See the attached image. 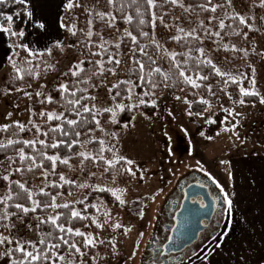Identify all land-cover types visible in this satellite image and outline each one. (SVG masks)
Returning a JSON list of instances; mask_svg holds the SVG:
<instances>
[{"label": "snow or ice", "instance_id": "snow-or-ice-1", "mask_svg": "<svg viewBox=\"0 0 264 264\" xmlns=\"http://www.w3.org/2000/svg\"><path fill=\"white\" fill-rule=\"evenodd\" d=\"M167 3L184 9L185 12L191 13V7H186L182 0H166ZM130 3L136 7V16L143 17L144 12L139 10V0H130ZM148 9H156L158 7L156 0H145ZM107 5L111 11L103 12L97 11L95 7H88L81 0H0V39L4 40L7 52L6 59L9 63L11 72V83L7 82L6 90L3 95L10 97L15 93H23L29 99L33 96L39 98L41 105L57 104L60 111H41L39 117L45 121L47 130H43L45 125L37 124L34 117L37 116L31 106L28 111L30 112V119L25 123L20 121H12L11 123L0 125V132L7 133L12 129V136L17 137L21 133L33 132V139H7L6 142H0V150L7 149L11 146L21 144L18 150V159L21 164L28 162L27 171L35 172L37 169H44V161L49 162V168L42 172L43 187L32 189L26 186V182L22 183L14 179H10L9 175L0 176V180L7 182L5 196L0 199V205H4V211L0 214V264H111L113 259H117L120 253L117 249L116 234L127 236L133 231V227L124 226L119 219L113 217L114 209H125L129 203L128 189L119 186V180L127 176L130 180L143 181L146 178V173L140 174L137 170V163L133 158L128 157L121 153L122 137L120 132L114 130L120 128L121 131L126 130L129 126H135L137 120V112L141 109H152L154 112L159 108L158 95L159 90L175 88L177 83H182L190 86L192 89H200L204 87L209 97L216 98L217 93L213 91V85L209 82L213 76L218 77L221 83L219 91L224 93L231 102L229 107H225L223 101L219 98L216 99V107L224 114L220 123L224 125L221 131L216 132V136L227 133L229 139L237 148H243L247 142V138H242L241 133L238 131L241 124V118L245 116L243 112L236 111L237 107L243 108L246 106L256 107L255 103L250 104L245 98H256L258 104L264 106V94L256 90V68L251 64L248 68L251 72V79L249 80V87H244V80L247 79L245 73L237 70L236 74L231 72L222 71L213 63L212 59H200L199 57H192L190 54L169 52L157 39L155 35L157 21L161 24L164 23L163 16H157L155 11H151L150 22L145 19H139L138 24L144 26L150 23L151 32L143 31L140 28L138 35H134L130 30L125 29L120 40L116 43H111L104 39L102 34L93 31L94 20L99 17L101 20L106 19V24L110 29H116L117 16L114 12H119L123 21L129 25L133 23L132 15H124V5L121 3L117 5V0H107ZM15 10L12 14H7L3 9L13 8ZM162 6V5H160ZM201 11L211 13L208 19V24L211 25L213 21H218L217 27L220 31L212 32L207 28L203 21H200L196 28L186 33V35H174L172 40L179 43L184 40L188 43V38L193 41H199L200 44L204 43V39L212 37H221V32L225 29L224 18L217 17L218 9L224 12V17L231 19L233 22L238 21L241 26L240 31L232 30V35L243 36L245 40L249 39V33L261 31V28L254 27L256 23L255 16H246L235 11L234 0H206L204 4L196 5ZM233 9L229 14L227 9ZM264 10V0H252L251 10L255 9ZM76 9H80L87 17L86 24L87 30L78 27L79 16ZM16 18L19 23H16ZM264 20V16L261 17ZM249 20L252 23H249ZM177 27L178 33H184L183 28L176 25H164L166 28ZM29 28L32 30L29 33ZM247 29V31H244ZM64 33L65 40L69 42L65 44L56 36V43L49 46L51 41L50 37L61 32ZM203 31V38L195 33ZM34 34L35 40L29 41L28 36ZM81 35L83 39H81ZM99 35L100 43L94 42L93 37ZM138 36L143 37L150 41L158 53H163L164 57L170 60V69L165 71L158 63V60L146 51L147 45L141 46ZM72 38H75L73 40ZM127 38L134 47H131L128 56L132 61L133 66H129L130 76L128 79H118L116 83L111 85L108 89L111 94V104L104 107L97 105V96L85 95L88 88H82L79 85H89V87H101L92 83V77L106 78L107 74L112 76H119V68L122 60L117 58V54L121 49L123 39ZM43 42V51L33 45H41ZM84 44L86 54L90 57H100L99 60H85L77 59L74 64H70L68 70L61 75L68 78L66 82H58L56 86L49 92H45L48 88L46 83H39L38 90L28 92L24 87H19L18 84L27 81V87L31 88V81L39 82L43 76H47L49 70L55 72L54 65L49 64L45 57H53L54 50L63 53L66 49L71 50L77 48V56H84L85 51L78 49V43ZM109 47L115 48L117 52L109 53ZM93 48L98 51H93ZM232 52L241 51V49L232 46ZM200 57L205 56V49L200 47L197 49ZM225 51L229 49L225 46ZM145 57L147 63L143 60L136 58V53ZM191 49H189V53ZM122 55V53H119ZM245 56L248 55L244 50ZM264 59V52L255 53ZM183 55L185 57L183 64L178 61L176 57ZM104 56H107L105 61ZM197 60L195 68L190 67V61ZM92 64L96 69L88 74L85 64ZM111 65V67H106ZM172 68L175 69L177 79H173ZM203 68L209 69L208 74L202 72ZM187 71L195 73V78L187 75ZM88 76L85 79V76ZM131 77H135L132 79ZM60 80V76L56 77ZM199 81L200 83H198ZM230 85H236L238 88V98H233L231 92L228 91ZM141 89L140 92L135 89ZM52 91L56 92L58 99L54 98ZM179 91L184 92L185 88H180ZM79 94V95H78ZM195 94V93H194ZM174 100L181 102L185 105V112L189 118L193 116L199 118L208 125L217 123V113L213 111V102L211 99H206L203 96L196 101L202 105L200 111L193 112L192 102L187 99V96L174 95ZM18 108L19 105L17 104ZM124 113L130 114L128 122L121 121V115ZM13 113L8 112L5 119L11 120ZM145 119L151 117L146 111H140ZM167 115L175 119L172 111H168ZM57 122L53 124V122ZM100 135L97 136L96 133ZM185 135H188L187 130H184ZM168 137L169 142L171 136L167 131L164 133ZM204 136V133H200ZM44 137V139H40ZM51 137V140H50ZM205 139H212L210 136L204 137ZM39 145V148L37 147ZM89 145H96V147L89 151ZM261 146L264 147V141H261ZM255 148V145H253ZM25 149H31L32 154L28 155ZM51 149L55 154H49L48 150ZM64 154H61V151ZM169 156L172 155L171 148L168 149ZM250 155L260 156L258 152H253ZM9 159L12 163L15 160L11 157ZM78 162V175L72 178L64 174H58L59 183L49 182V175H57L58 164L72 170L71 161ZM264 162V158H262ZM222 164L228 165L227 175L228 180L233 181V172L231 170V160L221 161ZM92 168L99 171H91ZM197 171L203 172L209 180L219 189L221 196L219 200L222 201L220 208V218L226 221L224 229L220 235L212 234L205 236L201 242L202 246L197 248H187L189 241L192 239L187 233L181 232L176 228L172 231L177 233L175 239L167 237V243L159 250L158 255L167 257L171 254L172 245L173 249H179L183 255L176 257V264H221V260L217 257L222 255L221 249H226L227 240L231 232L232 216L235 210L234 201L237 193L235 191H227L214 177H212L205 169L199 160L196 161ZM16 173L24 174L25 168L20 167L15 169ZM81 177H84L81 180ZM108 178L107 182L102 181ZM15 185L20 191L16 192L13 196V186ZM65 185L69 188L82 190L79 199L73 196L72 191L66 193L67 196H73L71 201L63 199L65 193L57 191L52 194L46 191L47 188L63 189ZM233 185H230L232 187ZM198 187L204 188V184H199ZM163 189L156 192L152 197L154 202L156 197L161 194ZM23 194V196H22ZM37 197H48L47 200H41ZM105 197L112 199L106 202ZM21 198L24 203L18 202ZM91 198V199H90ZM186 198V197H185ZM9 201H16L9 205ZM59 201V202H58ZM95 201V202H92ZM30 202V203H29ZM194 204H199L200 208L206 207L204 201L199 199L196 195L193 196ZM109 203L113 204L109 208ZM138 203V201H132ZM82 206V207H78ZM13 207L15 211L9 212L8 208ZM51 212L45 216L32 214L41 213L47 210ZM89 209H93L94 213H90ZM139 218H144V212L138 213ZM35 219L37 223L33 225L29 221ZM187 219V218H186ZM115 221V222H114ZM79 224V226H76ZM42 225H48L50 230L42 232L37 240L25 239L21 233L33 228L39 229ZM220 226V221L216 223V227ZM207 227H211L208 225ZM94 228L95 232L86 231V229ZM112 238L105 240L102 238V233L109 231ZM144 233L138 232V236L142 239ZM183 241V243H181ZM105 244L109 245L111 252L108 256H101L98 250ZM252 247V245H249ZM134 249L129 256V259H134L136 252L139 250V243H134ZM264 252V250H256ZM89 253H92L89 256ZM231 255V254H230ZM237 264H264V254L258 257L250 255H237ZM127 264V261H125ZM166 264L171 262L166 261ZM223 264H228L224 261Z\"/></svg>", "mask_w": 264, "mask_h": 264}, {"label": "rangeland", "instance_id": "rangeland-1", "mask_svg": "<svg viewBox=\"0 0 264 264\" xmlns=\"http://www.w3.org/2000/svg\"><path fill=\"white\" fill-rule=\"evenodd\" d=\"M81 2L85 3L90 8L95 7L97 11H111V8L107 5V0H105V5L101 3V0H81ZM182 2L186 7H191L192 10L190 14L185 12L184 9L173 5H171V9L166 8L161 12H159L157 8L154 10L148 9L145 0H140L138 7L141 12L145 13V15L143 17H137V6L132 5L129 1L128 4H124V15L133 16V23L131 25L123 21L119 12H114L113 14L117 16L115 23L119 29L118 31L116 29H110L107 26L105 22L107 17H105V20L96 17L94 20L93 31L102 34L105 40L114 44L121 39L125 29H128L131 32L133 31L132 26L136 20L142 18L150 22L151 11H155L157 16H163L164 18L163 24L157 21L155 31L156 39L169 52L174 51L176 53L177 49L171 44V41H173L171 39L172 36L186 35V33L196 28L200 21H203L205 26L212 32L220 31L217 27L218 21H213L211 25L207 22L212 14L208 16V14L201 11L196 7V5H198L197 3H189L186 0H182ZM216 2L217 0H213V3ZM220 2H223V0H220ZM256 3H259V0H256ZM234 4L236 12L246 16H255L256 23L254 27L261 28V25H264V20L261 19V17L264 16V10L257 8L252 11V0H234ZM232 11L233 9L231 8L227 9L229 14H231ZM76 13L79 16L78 27H82L83 30L86 31V15L80 9H76ZM216 16L224 18L226 27L221 32V37H212L210 39L205 38L203 44H200L198 41V48L203 47L205 49V56H203V58L212 59L213 63H215L217 67H220L222 71L236 74L237 70H239V72L245 73L247 79L244 80L243 86L246 88L250 86L249 80L251 79V72L248 65L251 64L256 68V90L261 94H264V59L255 54L264 52V28H262L261 31L249 33V39L245 40L243 36L231 34L233 29L240 31L241 26H239L238 21L233 22L231 19L224 17V12L219 9ZM249 23L251 24L252 21L249 20ZM164 25H176L179 28H183L184 33H178L177 27L175 26L166 28ZM228 25L232 26L231 31L228 30ZM141 27H143V31L151 32L150 23L140 26V28ZM244 31H247V29H244ZM195 34L203 38V31ZM142 39L144 43L148 44V46H153L149 40L145 38ZM93 40L95 43L99 44V35L94 36ZM63 42L67 44L69 41L66 40ZM225 46L229 51H225ZM232 46L241 49V51L235 53L232 52L230 50ZM131 47H134V45H132L127 38H124L121 49L119 50V53H122V55L119 53L117 54V58L122 60V64L119 68V76L117 77L107 74L106 78H102L98 83V85L103 83L104 86L98 88L95 87L93 95L97 96L96 103L98 106L104 107L111 104V94H109L108 89L111 88V85L116 83L118 79L124 80L129 78V66H133L132 61L128 56ZM93 49L94 51H98L96 48ZM244 50L247 51V56H245ZM113 52H117V50L109 47V53ZM76 53L77 48L71 50L66 49L57 61L51 62V65L55 66L56 71H52L50 76L42 78L39 82L36 81L31 88H25L26 91L34 93L38 90L39 83H46L48 88L45 89V92H49L51 87L56 85L57 76H60L61 79L63 77L61 74L68 70L70 64H74L77 59H84L83 56H77ZM155 58L165 71L169 70L168 57H164L163 53H158L157 51ZM104 59L106 61L107 56H105ZM106 67H111V65L106 64ZM10 72L11 68L8 65L6 70L0 74V91L2 92V99L0 100V125L8 124L17 120L27 125V122L30 119V112L28 109L31 106L34 110V106L39 103V98L33 96L32 99H29L23 93H15L10 97L4 96L3 93L6 90V78L8 82ZM190 76L195 78L193 75ZM211 84L213 85V91L217 93L216 98L209 97L206 90L204 93L195 92L196 94L194 95L188 92H177L175 88H161L158 95L159 108L155 112L152 110V112L149 113V116L151 117L150 119H145L140 115V111H143L141 109L137 112V120L135 121L134 127L130 125L128 129L123 131H121L120 128L114 129L120 132L122 137L121 153L133 158L137 163V170L140 174L146 173V178L143 181L131 180L126 183L119 182L120 187L128 189L127 199L129 203L125 209H114L113 217L119 219L124 226L133 227V231L127 236L116 234L117 249L120 256L117 259H113L111 264H125V261H127V264H141V258L151 237L155 221L160 214L166 213L167 205H165V203L168 195H170L179 181L189 173L194 172L204 175L203 172L196 170L197 160L203 164L204 169L227 191L233 192L232 187H230L231 184L225 175L226 167L229 166L222 164L221 161L231 160V162H235L241 155L246 156L245 164L250 173H247L244 170L243 181L245 191L247 192L245 203L249 206L254 200H256V198L257 201L262 199L263 196L261 192L264 190V170H262L261 165L258 163L264 158V147L261 146V141H264V106L259 105L256 98L249 97L245 99L248 100L250 104L255 103L256 107L246 106L243 108H236V111L245 114V116L241 118L242 127H240L238 131L241 133L242 138H247V142L243 145V148H237L233 145L232 140L229 139L227 133L222 132L220 136H216L215 134L212 139H205L206 129L210 125L204 123L195 116L189 118L185 112L186 106L179 101H175L173 98L174 95H180L182 97L187 96V99L192 102L193 112L200 111L203 107L196 103V101L202 96L206 99H211L214 105L213 111H215L217 115L221 114L222 117L224 114L216 107V99H221L225 107H229L231 102L228 101L224 93L219 91V88L222 86L219 82H211ZM135 91L140 92L141 89L137 88ZM17 104L19 105L18 108L16 107ZM169 110L173 112L175 119L167 115ZM8 112L13 113L11 120L5 119ZM223 127L224 125L221 124L218 131H221ZM185 129L187 130L188 135H185ZM165 131L171 136L170 142L168 137L164 135ZM201 132L204 133V136L200 135ZM96 135L99 136L100 134L97 132ZM6 141L7 140L3 142ZM253 145H255V148ZM88 147L89 151H92L96 145H89ZM169 148L172 150L171 156L168 154ZM253 152H258L261 155H250ZM11 163L12 161L10 159L0 163V176L9 175L12 172ZM63 174L69 178L77 176L79 174L78 165H72V170ZM99 174L100 173L97 171L98 176ZM83 179L84 177H81V180ZM48 180L49 182L55 183L53 175H49ZM98 182L103 183L107 181L104 179ZM27 187L34 190L43 187L42 176L34 185ZM47 189L45 190L47 191ZM161 189H163V191L153 202L151 197ZM5 192L6 190L2 192L0 199L4 198ZM72 192L76 199H79L82 194V190L78 189H75ZM73 196H67L65 194L62 198L71 201ZM132 201H138V203H132ZM106 202L108 201L106 200ZM112 207L113 204L109 203V208ZM141 211L144 212V218L142 220L138 215ZM236 216V214H233L231 232L229 233V236L225 238L228 242L227 247L226 249L222 248V255L217 257V259L221 260V264H223L224 261H228V264H237V259L231 258L229 254H226L228 248H230L231 241L233 243L240 232ZM259 216H263L261 217L263 222L262 227H249L248 230H245L243 238L232 248V252H235L236 257L237 255L254 256V249L252 248L257 247L258 244L259 246L261 245L258 241L259 239L264 240V215L261 212ZM30 223L35 225L37 221L31 219ZM86 231L95 232L96 230L86 229ZM138 232L144 233L142 239L138 236ZM21 235L25 239L35 241L40 234L38 229L33 228L32 230L26 229ZM102 238L106 241L111 239L112 234L110 230L103 232ZM134 243H139V250L136 252L134 259H129L131 253L135 251ZM249 245H252V247H249ZM98 252L101 256L106 257L111 251L105 246L103 250H99ZM261 254H264V252L259 251L254 257H258Z\"/></svg>", "mask_w": 264, "mask_h": 264}, {"label": "trees", "instance_id": "trees-1", "mask_svg": "<svg viewBox=\"0 0 264 264\" xmlns=\"http://www.w3.org/2000/svg\"><path fill=\"white\" fill-rule=\"evenodd\" d=\"M130 0H117V5L119 6V4H128ZM140 1V0H139ZM187 2L189 3H197V4H204L206 3V0H186ZM101 3H103V5H105V0H101ZM156 3L158 5L157 9L159 12H161L162 10L164 9H171V4L167 3L166 0H156ZM162 5V6H160ZM15 7H18V6H14L13 8H7V9H3V11H5L7 14H12L15 10ZM206 13V12H205ZM208 14V16L211 14V13H206ZM16 23H19V19L16 18ZM228 30L231 31V28L233 26L231 25H228ZM80 29H83L82 27H80ZM132 32L134 33V35H138L139 31H140V26L138 24V20H136V22L133 24L132 26ZM143 37H140L138 36V40H139V43L141 46H144V45H147V48H146V51L148 52L149 55H152L154 58L155 56L157 55V50L155 49L154 46H148V44L144 43ZM73 40H75V38H72ZM81 39H83V36L81 35ZM78 43V48L81 50V51H85V55L83 56L84 59L87 61L89 59L91 60H99L100 57H90L86 54V50L84 49V44L83 43ZM171 44L173 45V47L175 49H177V53H183V54H190L192 57L196 58V57H199L200 59H204L203 57H200V54L199 52L197 51L198 49V41H193L191 40L190 38H188V43H185L184 40H181L179 43H177L176 41H171ZM189 49H191V52L189 53ZM94 51V49H93ZM62 56V53L61 52H58L56 50H54V55L53 57H45V59L48 60L49 64H51V62H54V61H57L60 57ZM105 57V56H104ZM136 58L137 59H140V60H143L145 63H147V60L145 57H142L139 55V52L136 53ZM176 59L178 61H181V63L183 64V61L185 59V57L183 55H178L176 57ZM168 65H169V69H170V60L168 61ZM190 63V67L191 68H195L196 66V63H197V60L193 59L192 61L189 62ZM9 65V63H8ZM85 68L88 70V74L90 75L91 74V71H95L96 69L93 67L92 64H88L86 63L85 64ZM172 72H173V79L176 80L178 77H177V74L175 72V69L172 68L171 69ZM208 71L209 69L207 68H203L202 69V72L203 74L207 75L208 74ZM11 72H12V69H11ZM11 72H10V76H9V80H8V83L10 84L11 83ZM52 74V71L49 70L48 74L46 77L50 76ZM186 74L188 75H193L195 77V73L192 72V71H187ZM42 78H45V76H43V73H42ZM88 76L86 75L85 76V79H87ZM68 78H65V77H62L58 82H66ZM102 78H97V77H92V83L95 84V85H98V83L100 82ZM132 79H135V77H132ZM211 83V82H219L220 83V80L218 77H214L208 81V82H204L205 84L207 83ZM36 83V81H31V84L32 86ZM56 83V84H57ZM198 83H200L198 81ZM221 84V83H220ZM19 87H24V88H27V81L25 83H21V84H18ZM56 85L52 86L50 90H52ZM80 87L82 88H88V92L85 93V95H93L94 94V89L95 87H89V85H79ZM185 88V91L184 92H188L190 94H194L195 92H202L204 93L205 92V88L204 87H201L200 89H192L190 86H186L182 83H177L176 87H175V90L177 92H181L179 91L180 88ZM228 91L232 93L233 97L235 98H238V88L236 85H230L229 88H228ZM196 94V93H195ZM194 94V95H195ZM52 95L54 98H57L58 99V95L56 92L52 91ZM79 95V94H78ZM94 96V95H93ZM2 99V92L0 91V100ZM52 110H56V111H60L61 109H59V106L57 104H53V105H41L40 103H38L37 105L34 106V111H36L37 113V116L34 117L35 119V122L37 124H41V125H45V121L41 120L40 117H39V112L41 111H52ZM143 111H146L148 114L152 112V109H142ZM221 114H218L216 115V120H217V123L216 124H213V125H210L207 129H206V136H210V137H214L216 132L220 129V126H221V123H220V120H221ZM130 119V114L128 113H124L121 115V121L122 122H128ZM57 122H53V124H55ZM119 129V128H117ZM43 130H47V127L45 125V127L43 128ZM12 129H9V131L7 133H4V132H0V142H3L7 139H10V138H15V139H33L35 138L34 137V134L33 132H25V133H21L19 136L17 137H13L12 136ZM98 134H100L98 132ZM40 139H44V137H40ZM50 140H51V137H50ZM23 147V145L21 144H17V145H14V146H11L7 149H3V150H0V163L9 159V157L13 158L15 160V163H11V169H12V172H11V176H10V179H14V180H17L19 182H22V183H25L26 182V185L27 186H32L34 185L42 176V172L44 170H47L49 168V162L47 161H44V169H37L35 172H28L27 171V167H28V162H24V164H21L19 159H18V150ZM37 147L39 148V145H37ZM25 152L26 154L28 155H31L32 152H31V149H25ZM48 153L49 154H55L53 150L49 149L48 150ZM61 154L63 155L64 154V151L62 150L61 151ZM72 165H78V162L76 160H73L70 162ZM20 167H24L25 168V172L23 175L19 174V173H16L15 172V169L16 168H20ZM89 168L91 169V171H97V169L95 168H92L91 165H89ZM69 168L65 167L64 165H61V164H58L57 166V175H53V179L55 180V183H59V179H58V174H63V173H67L69 172ZM99 172V171H98ZM139 172V171H138ZM140 173V172H139ZM105 180L107 181L108 178L106 177ZM131 181L127 176L125 177H122L119 182L120 183H126V182H129ZM7 182H4L2 180H0V195L2 194V192L4 190H6V187L2 186V185H6ZM75 188H69L68 185H65L63 189H53V188H48L47 191L51 192L52 194H55L57 191H61L63 193H67L68 191H74ZM20 190L18 188L15 187V185L13 186V196H15L16 192H19ZM23 196V194H22ZM38 199H41V200H47L48 197H37ZM91 199V198H90ZM105 199L107 201H110L112 198L111 197H105ZM16 201H9L8 204L11 205L13 203H15ZM18 202H21V203H24V199L21 198ZM94 202V201H92ZM141 202V201H140ZM139 202V203H140ZM30 203V202H29ZM78 207H82V206H79ZM4 211V205H0V214H2ZM8 211L9 212H12V211H15V209L13 207H9L8 208ZM51 212V210H47L46 212L44 213H41L39 210L37 211V213H34L32 214L33 216H36V215H40V216H45L47 214H49ZM89 212L90 213H94V210L93 209H89ZM31 222V220L29 221ZM76 226H79V224H77ZM89 229H92V230H95L94 228H89ZM50 228L48 225H42L41 228L38 229L39 231V234H41L42 232L44 231H49ZM106 246L107 249H109V251H111V248L109 245L105 244L104 246L100 247L98 250H93V252H96V251H99V250H103L104 247ZM92 253H89V256H91Z\"/></svg>", "mask_w": 264, "mask_h": 264}, {"label": "flooded vegetation", "instance_id": "flooded-vegetation-1", "mask_svg": "<svg viewBox=\"0 0 264 264\" xmlns=\"http://www.w3.org/2000/svg\"><path fill=\"white\" fill-rule=\"evenodd\" d=\"M201 183L205 185L204 188L198 187ZM194 195L202 199L206 207L201 209L199 204H194ZM220 196L219 189L208 177L194 172L183 177L166 199V213L160 214L155 221L141 264H166V261L176 264V257L183 253L179 249H173L172 245H169L172 249L170 255H158L159 250L168 242L167 237L175 239L177 233L172 231L173 228L192 237L185 250L202 246L205 236L220 235L226 224L219 215L222 206ZM218 220L220 226L217 228ZM208 225L211 227H207Z\"/></svg>", "mask_w": 264, "mask_h": 264}, {"label": "crops", "instance_id": "crops-1", "mask_svg": "<svg viewBox=\"0 0 264 264\" xmlns=\"http://www.w3.org/2000/svg\"><path fill=\"white\" fill-rule=\"evenodd\" d=\"M31 32L32 30L29 28V33ZM56 36H58L61 41H66L64 37V33L61 30V32L49 38V40L51 41L49 46L56 43ZM35 39H36V36L34 34H30L28 36L29 41H32ZM33 46L38 47V49L41 51L44 50L43 42L39 46L38 45H33ZM8 54L9 53L7 52L4 40L0 39V74H2L8 66V61L6 59V56ZM245 159H246V156L241 155L235 162L234 161L232 162L231 170L233 172V181H229L230 184L233 185L232 190L237 193L236 199L234 201V205H235L234 212L235 213L233 214L237 215L236 218L239 224L238 227L240 229L239 235H237V238L233 243L231 241V244L229 246L230 248H228V252L226 253L229 255L231 254L230 257L234 259H236V256H235V252H232V248L236 244H238V242L243 238V234L245 230H248L249 227L260 228L263 225L262 218H261L263 216H259V214L262 212V214L264 215V190L261 192L263 196L261 200L257 201V198H256V200H254L252 204L249 205L250 207L247 206L245 203L247 192L245 191V185L243 181L244 170L247 173H250L249 170L246 168ZM258 164L261 165L262 170H264V162L261 161ZM227 170H228V167H226V173H225L228 179ZM258 241L261 243V245L259 246L258 244L257 247L252 248L254 249V256L259 252L256 250L264 249V240L259 239Z\"/></svg>", "mask_w": 264, "mask_h": 264}, {"label": "water", "instance_id": "water-1", "mask_svg": "<svg viewBox=\"0 0 264 264\" xmlns=\"http://www.w3.org/2000/svg\"><path fill=\"white\" fill-rule=\"evenodd\" d=\"M194 240V239H193Z\"/></svg>", "mask_w": 264, "mask_h": 264}]
</instances>
